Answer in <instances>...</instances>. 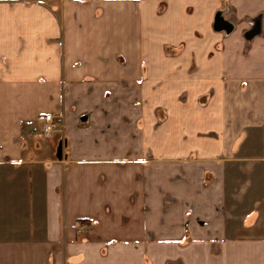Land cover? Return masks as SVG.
Instances as JSON below:
<instances>
[{
	"label": "crops",
	"instance_id": "0c3cea01",
	"mask_svg": "<svg viewBox=\"0 0 264 264\" xmlns=\"http://www.w3.org/2000/svg\"><path fill=\"white\" fill-rule=\"evenodd\" d=\"M0 211V264H264V0H0Z\"/></svg>",
	"mask_w": 264,
	"mask_h": 264
},
{
	"label": "built area",
	"instance_id": "2783aa9c",
	"mask_svg": "<svg viewBox=\"0 0 264 264\" xmlns=\"http://www.w3.org/2000/svg\"><path fill=\"white\" fill-rule=\"evenodd\" d=\"M38 121L40 123V132L42 140L49 139L56 128L54 117L51 114H45L43 116L38 117Z\"/></svg>",
	"mask_w": 264,
	"mask_h": 264
},
{
	"label": "rangeland",
	"instance_id": "374dc122",
	"mask_svg": "<svg viewBox=\"0 0 264 264\" xmlns=\"http://www.w3.org/2000/svg\"><path fill=\"white\" fill-rule=\"evenodd\" d=\"M23 1H27V2H28V1H30V0H23ZM81 1H92V0H81ZM38 132H39L40 135H41L40 130H39ZM40 139H42V138H40ZM41 141H42V140H41ZM0 213H1V215H2L1 217H3L4 219L9 220V218L7 217V215H6L5 213H3V212H1V211H0ZM1 217H0V221L3 220V218H1ZM5 221H6V220H5Z\"/></svg>",
	"mask_w": 264,
	"mask_h": 264
}]
</instances>
